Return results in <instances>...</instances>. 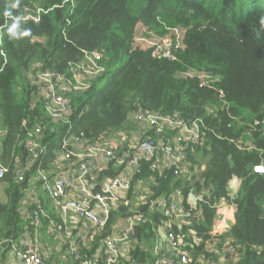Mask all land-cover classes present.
I'll list each match as a JSON object with an SVG mask.
<instances>
[{"label":"trees","instance_id":"trees-1","mask_svg":"<svg viewBox=\"0 0 264 264\" xmlns=\"http://www.w3.org/2000/svg\"><path fill=\"white\" fill-rule=\"evenodd\" d=\"M15 2L0 0V160L8 169L2 179L8 185V201L0 203L3 244L24 232L19 202L29 178L59 160L56 150L63 138L73 135L94 141L103 131L122 129L129 122L128 115L141 107L184 119L201 117L205 141L185 149L189 171L196 174L176 178L173 166L158 171L142 162L131 182L152 177V201L163 197L168 202L171 192L181 188L185 207L191 191L208 189L191 212V222L179 229L210 238L214 204L227 197L230 179H240L233 200L234 222L227 233L217 237L231 239L238 251L236 264H264V174L252 171L254 165L264 163V0H19V7L13 9ZM35 4L41 8L39 20H23L26 9ZM6 8L13 17H20V30H29L27 36L8 38L6 29L12 19L3 15ZM138 24L149 29H183L178 45L177 40L173 45L175 59L152 56V47L136 43ZM93 49L102 51L104 71L90 89L71 97L69 123L52 122L42 104H31V77L46 69L66 73L68 64L78 60L82 50ZM189 70L209 73V84H201L196 75H186ZM223 102L227 104L221 107ZM207 104L216 105L215 115L206 112ZM237 115L252 127L238 126L233 119ZM23 120L27 127L42 120L45 150L18 182L13 174L15 161L29 154L23 143ZM148 134L154 136L152 131ZM240 141H249L256 149H240ZM196 154L206 158L203 170ZM108 161V167L98 173L94 190L100 189L99 180L111 178L125 167H114V161ZM159 206L156 201L154 207L136 209L149 219L133 228L131 264L155 261L151 251L154 229L165 219ZM33 208L34 204L28 211ZM134 213L120 203L103 228L91 229L93 239L80 248L76 263L95 254L117 216ZM202 250V245L197 246L196 253Z\"/></svg>","mask_w":264,"mask_h":264},{"label":"built area","instance_id":"built-area-1","mask_svg":"<svg viewBox=\"0 0 264 264\" xmlns=\"http://www.w3.org/2000/svg\"><path fill=\"white\" fill-rule=\"evenodd\" d=\"M27 9L22 19L39 20L41 9L30 11ZM153 56H162L174 59L170 47L162 49L155 47ZM102 51L98 49L82 50L81 57L68 64L66 73H57L52 70H39L31 77L33 92L31 104H42L47 116L52 122L67 124L72 109L71 97L90 89L92 82L104 71L101 63ZM188 76L196 75L201 84H209L210 76L189 70ZM221 94V92H220ZM226 105L221 104V107ZM206 112L216 114V105L207 104ZM135 120L144 123L151 129L154 136H141L135 141L130 151H122L123 146L115 140L116 131L106 130L94 141H86L75 136L65 137L61 140L56 153L60 159L54 163L55 171L37 170L36 179L41 182L52 206L62 217L63 224L69 216L87 222L93 227L101 229L109 220L110 213L120 203L124 202L126 194L132 187V175L142 162L147 163L152 170L161 171L165 167L173 166V175L176 178L184 175L188 168L185 147L187 145H202L205 141L203 131L206 129L201 117L184 119L179 114L165 115L153 111H145L138 107L133 111ZM234 116L238 126L252 127V123ZM25 137L23 143L28 148L26 159L14 166L13 174L18 182L22 181L33 162L43 153L45 148L41 143L43 137L42 120L27 127L23 120ZM264 127V120L262 121ZM168 131H173L174 140L168 137ZM249 132H247V135ZM111 138V139H110ZM118 143V144H117ZM238 148L253 150L255 145L250 142L240 141ZM114 161L116 166H125L131 173L128 176L115 175L100 183V189L94 190L98 181V173L102 168H96L94 160L97 158ZM74 169L73 174H63L61 165ZM8 169L0 160V180L5 177ZM252 171L264 174V163L254 165ZM208 189L191 191L187 198V207L183 205L181 188H175L169 195L168 202H163L159 208L163 220V235L154 230L155 241L152 253L155 256L153 264H236L238 260L237 248L231 239L225 238L218 245L214 232H209L210 238L196 235L193 231L182 232L179 227L191 222V212L199 201L208 194ZM234 199L228 195L222 196L214 204L218 209L222 205L232 204ZM156 202L149 199V195L139 197V206L154 207ZM34 208L29 211L26 218L30 219L36 227L40 225L41 217L48 218L42 208L41 201L35 199ZM149 218L139 210L128 217L127 225L117 228L104 238L101 251L91 257H86L79 264H120L122 256L131 249V233L134 226L141 220ZM53 225V224H52ZM56 225V224H54ZM178 229H174V227ZM64 225H56L58 230H63ZM68 238V236H66ZM10 243V241H9ZM11 244V243H10ZM202 245V251L196 253L197 246ZM14 254L21 259L23 264H50L35 250L21 248L11 244ZM80 246L75 241H69L66 253L75 256ZM216 256V258H213Z\"/></svg>","mask_w":264,"mask_h":264},{"label":"crops","instance_id":"crops-1","mask_svg":"<svg viewBox=\"0 0 264 264\" xmlns=\"http://www.w3.org/2000/svg\"><path fill=\"white\" fill-rule=\"evenodd\" d=\"M227 104L226 102H223ZM129 122L122 127V129L116 131V135H113L111 137L112 139L115 138L118 143H120L124 151H130L132 147L135 144V141L138 139V137L141 136H147L149 132H151V129L149 126H147L144 123H139L135 120V116L133 113H130L128 115ZM168 137L172 140H174V132L168 131ZM3 135V129L0 130V139ZM110 138V139H111ZM175 141V140H174ZM249 142V141H245ZM117 143V144H118ZM188 147V145L186 146ZM185 147V149H186ZM195 158L200 163V169L203 170L205 167L206 158L200 157L199 154L195 155ZM58 160V159H57ZM22 161L16 159L15 166ZM59 162L60 159H59ZM109 161L100 157L94 160V165L96 168H103L104 166L108 167ZM189 165V164H188ZM114 167H117L114 164ZM195 168V167H194ZM193 168V169H194ZM55 171V167L53 162L49 165L47 171V174H50L48 171ZM101 170V169H100ZM99 170V172H100ZM74 169L71 167L64 165H61V172L63 174H73ZM131 173V170L124 167L117 175L119 176H128ZM196 174L197 171L190 172L189 166L187 168L186 174ZM135 174L132 175V180L134 178ZM108 178H102L99 180V183H101L103 180ZM154 184L152 177H141L137 180H134L132 183V189L131 192L127 193L124 200L127 204L122 202L123 205L128 206L129 209L134 212L136 211L137 207L139 206V197L142 194H146L150 196L151 189L150 186ZM241 184V180L237 178H232L228 181V184L226 186L227 195L234 199L237 196V193L239 191ZM7 182L0 180V203H6L8 201L7 196ZM35 199H38L41 201L42 208L45 213H47L48 218L41 219V223L39 226L31 224V222H27L25 219L27 213L29 212V206L33 205V202ZM158 202L159 205H161L164 202L163 197H158L155 199V202ZM19 212L23 219V225H24V232L18 237L15 238V240H10V243L14 246H19L21 248H29L32 250L37 251L44 260H46L50 264H79L76 263V260L74 259L75 256H69L66 253V249L68 246L69 241H75L79 244L80 248L85 244L87 245L91 240L93 239L94 231H91V229H94V227L87 223L80 220H77L72 215L69 216L66 220V222L63 224L62 217L60 214L54 209L52 206V203L49 199V197L46 195L43 186L40 181L36 179V174L31 176L29 178V184L25 192L23 193V197L21 198L19 202ZM117 207V206H116ZM116 209V208H115ZM234 213H235V206L232 204L222 205L220 208L215 209V216L213 220V227L211 229V232L215 233V238L217 244L222 240L218 238L222 234H225L229 231L230 227L232 226L234 222ZM128 216L119 215L115 218L114 224L112 225V230L117 228H123L127 225L128 222ZM25 217V218H24ZM163 222L162 221L159 225L155 227V231L161 233L163 235ZM53 224V225H52ZM64 225L63 230H58L56 228V225ZM31 225V226H29ZM95 230V229H94ZM68 236V238H66ZM218 236V237H217ZM155 241V235L153 236V242L154 245ZM223 241V240H222ZM4 241L0 239V264H23L21 259H19L15 254L14 251L11 248L10 243L3 244ZM151 244V243H150ZM152 245V247H153ZM103 246V240L101 242V245L95 250V253L98 251H101ZM152 251V248H151ZM130 250L128 253L124 254L122 256V260L120 264H131L129 261ZM153 254V253H152Z\"/></svg>","mask_w":264,"mask_h":264},{"label":"rangeland","instance_id":"rangeland-1","mask_svg":"<svg viewBox=\"0 0 264 264\" xmlns=\"http://www.w3.org/2000/svg\"><path fill=\"white\" fill-rule=\"evenodd\" d=\"M29 9H31V8H29ZM37 9H41V8H40V6L35 4V6L30 11L33 12L34 10H37ZM171 28L172 29H168V27H166V26H161V27L149 29V28H146L145 26L142 27L141 24H138L136 27V30H137L136 43L140 44L142 47L155 48V47L159 46L162 49H166L168 47L172 48L173 45L175 46L176 40H177V44H178L179 40L182 37V33L184 32V30L181 29L180 27H174V28L171 27ZM160 33H162V34H160ZM0 130H2L1 111H0Z\"/></svg>","mask_w":264,"mask_h":264},{"label":"clouds","instance_id":"clouds-1","mask_svg":"<svg viewBox=\"0 0 264 264\" xmlns=\"http://www.w3.org/2000/svg\"><path fill=\"white\" fill-rule=\"evenodd\" d=\"M17 7H19V0H16V2L11 5V8H13V9L17 8ZM3 15L5 17H9L12 19V23L6 29V35L8 36L9 39L19 38L20 36H27L29 34V30H27V29H25L23 31L20 30V25H21L20 17H13L11 10L6 8L5 11L3 12ZM173 48H174V46H172L171 49H173ZM152 50H153V48H152ZM155 57H162V56H155ZM193 71H195V70H193ZM198 73H205L208 76H210L209 73L204 72V71H201V72L198 71Z\"/></svg>","mask_w":264,"mask_h":264}]
</instances>
